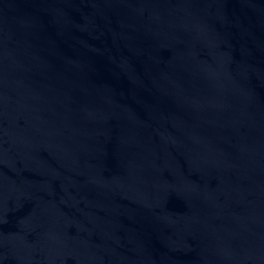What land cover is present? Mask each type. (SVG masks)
<instances>
[{"label":"water","instance_id":"water-1","mask_svg":"<svg viewBox=\"0 0 264 264\" xmlns=\"http://www.w3.org/2000/svg\"><path fill=\"white\" fill-rule=\"evenodd\" d=\"M0 264H264V0H0Z\"/></svg>","mask_w":264,"mask_h":264}]
</instances>
